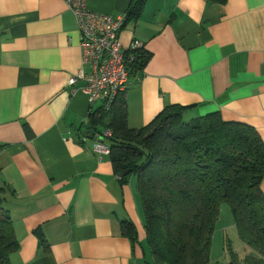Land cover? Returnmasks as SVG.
I'll return each instance as SVG.
<instances>
[{"label":"crops","instance_id":"0c3cea01","mask_svg":"<svg viewBox=\"0 0 264 264\" xmlns=\"http://www.w3.org/2000/svg\"><path fill=\"white\" fill-rule=\"evenodd\" d=\"M133 1L88 7L127 15ZM134 41L151 57L126 91L130 127L179 104L193 106L186 121L220 113L264 142V0H147L121 34L125 49ZM82 69L64 0H0V185L20 244L12 263L154 264L137 177L123 182L82 135L88 97L83 82L69 85Z\"/></svg>","mask_w":264,"mask_h":264},{"label":"trees","instance_id":"16d2710c","mask_svg":"<svg viewBox=\"0 0 264 264\" xmlns=\"http://www.w3.org/2000/svg\"><path fill=\"white\" fill-rule=\"evenodd\" d=\"M146 1H133L125 26L142 15ZM135 56L130 77L145 69L151 54L143 47ZM125 95L89 122L97 132L112 130L109 156L117 175L125 174L122 181L138 179L154 264H215L212 237L224 203L241 242L256 252L244 263L264 264V142L258 131L225 121L220 113L186 121L193 106L179 104L166 106L147 126L135 129L129 126ZM4 148L0 145V153ZM8 189L0 185V264H13L20 249L5 208ZM122 225L127 236L138 237L133 223ZM230 252L236 264L238 256Z\"/></svg>","mask_w":264,"mask_h":264},{"label":"built area","instance_id":"2783aa9c","mask_svg":"<svg viewBox=\"0 0 264 264\" xmlns=\"http://www.w3.org/2000/svg\"><path fill=\"white\" fill-rule=\"evenodd\" d=\"M75 15L80 33L83 69L69 79V85L83 82L88 97L90 116L100 109L110 110L120 94L131 85L129 65L135 52L143 48L134 41L129 49L121 43V34L127 21L126 14H107L88 7V0H64ZM110 129L95 131L94 151L102 159L109 156Z\"/></svg>","mask_w":264,"mask_h":264},{"label":"rangeland","instance_id":"374dc122","mask_svg":"<svg viewBox=\"0 0 264 264\" xmlns=\"http://www.w3.org/2000/svg\"><path fill=\"white\" fill-rule=\"evenodd\" d=\"M191 121V120H190ZM244 247V248H243ZM230 249L237 251L238 261L236 264H245L244 259L256 252L252 249L247 252L246 246L238 236L234 218L229 204L224 203L221 206L219 220L212 237L211 260L215 264H232Z\"/></svg>","mask_w":264,"mask_h":264},{"label":"water","instance_id":"95a60500","mask_svg":"<svg viewBox=\"0 0 264 264\" xmlns=\"http://www.w3.org/2000/svg\"><path fill=\"white\" fill-rule=\"evenodd\" d=\"M82 135L87 138V139H91L93 140L95 138V130L92 128L91 123L88 122L85 126H84V130ZM125 174L121 173L120 177H123Z\"/></svg>","mask_w":264,"mask_h":264}]
</instances>
